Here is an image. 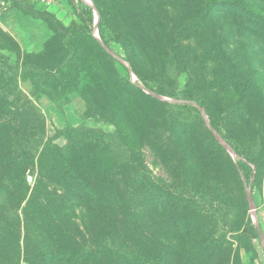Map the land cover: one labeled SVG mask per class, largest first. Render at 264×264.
Segmentation results:
<instances>
[{"label":"rangeland","instance_id":"rangeland-1","mask_svg":"<svg viewBox=\"0 0 264 264\" xmlns=\"http://www.w3.org/2000/svg\"><path fill=\"white\" fill-rule=\"evenodd\" d=\"M213 1L54 0L35 8L26 0H0V162L12 159L19 167L14 181L0 177V235L19 237L18 264L50 240L20 195L27 187L28 197L37 185L44 145L53 138L64 153L100 154L115 125L145 170L143 178L114 170L128 215L115 211L108 228L48 181L34 193L49 199L56 237L70 254H85V264H128L118 259L125 247L150 264H264V35L217 7L241 0ZM242 1H250L251 16L264 26V0ZM101 17L109 52L94 37ZM172 63L179 100L142 84L143 78L152 87L168 84ZM25 64L40 68L23 71ZM181 106L194 107L202 121L184 110L170 118ZM209 121L222 126L240 155L256 152L262 167L256 179L244 178L238 163L252 173L255 167L227 152ZM69 127L83 129L69 141L58 137ZM107 162L114 164L110 155ZM250 225L258 237H239Z\"/></svg>","mask_w":264,"mask_h":264},{"label":"trees","instance_id":"trees-1","mask_svg":"<svg viewBox=\"0 0 264 264\" xmlns=\"http://www.w3.org/2000/svg\"><path fill=\"white\" fill-rule=\"evenodd\" d=\"M213 3H216V0L213 1ZM249 5L250 1L245 2L241 0V2L220 3V5L218 4L217 7L221 11L228 10L235 12V17L239 15L240 21H247L251 27L253 26L254 28L258 29L259 34L264 35V26H261V20L251 16L248 10ZM98 25L100 30L99 38L103 44L108 47L109 40L106 39L104 34L105 26L102 17L100 18ZM58 31L61 35H63L64 31L62 29H58ZM112 61L117 62L115 59H112ZM125 61L129 62L130 58ZM32 68L36 70V68L40 67L37 64L35 67L31 64H25V67L22 69L23 71H27L28 69ZM60 69L61 66L58 64V66H56V70L60 71ZM126 77L128 78L129 75L127 74ZM168 78V84L160 82L157 83L155 87H152L144 78L142 79V84L146 89L156 95L171 100H179V77L173 63L169 67ZM185 101L190 100L185 97ZM196 105L200 108H203V104L200 100L196 102ZM176 110L192 112L200 122L202 121L199 112L192 106L175 107L174 111L171 110L169 112L170 118L175 117L176 113L174 112ZM209 125L211 129L216 132L218 136H220L221 139L233 150L234 153L239 155L247 164H251L255 167V172L252 173V170L246 164L239 162L238 166L244 172V178L246 180L250 179L251 177L256 179L260 175L262 168L254 159L256 152L246 151L240 155L237 147L229 142L227 136L222 133L221 125L213 121H209ZM82 129L83 128L81 127H69L65 131L58 132L60 135L58 137H65L66 141H69L73 137L72 134L82 131ZM225 129L228 131V128H225L224 126V130ZM111 137L112 139H108L106 141V145L101 149L100 154H95V152L88 153L80 150H73L68 154L64 153L63 151L66 150L65 147L61 148L53 144V138L44 145L43 151L37 158V185L34 186L32 193L28 197L27 187L26 190L22 189L20 191V195L22 201H25L24 206L27 210L28 217L30 218V215H33L35 220L42 221L43 227L38 226V228H42L41 232L44 233V236H50V240L47 244L43 246L41 245L42 250H36L32 253H29V256H26L27 258L29 257V259L25 260V264H85L86 262L85 254L79 253L75 250L73 254H70L67 248L59 243V238L56 237L59 229L56 225L51 223L49 217L50 213L53 215V211L50 212L52 207L50 205L49 199L46 198L44 200H40V198H36L34 194L36 192L38 183H40L42 180L48 181L49 183L60 187L64 192H67L68 199L74 203H77L78 206L83 207L84 211L87 210L89 214L95 217H103L108 228H110L109 216L111 214L113 215L115 211H117L120 215H128V202L123 198V196L126 195V192L121 188L120 184L114 178V170L117 171L123 168L126 172L129 171L133 175L137 176V178H143L145 175V170L139 169L140 166L138 165L139 162L138 159H136V156L126 151L124 133L118 125H115V132L111 135ZM214 146L217 147L218 150L223 151L222 146L218 142L214 141ZM108 155H110V159L114 160V164H108ZM4 160L5 161L1 160L0 162V177L6 176L7 179L14 181V178L17 175L15 168L19 169L17 166L18 162L12 159L8 161H6V159ZM94 172H98L100 175H102V182H96V176ZM19 186L25 188V180L24 186L23 184H20ZM196 193L199 195L201 200L205 199L204 189H201V192ZM211 200H213L215 204H221L218 196L212 198ZM228 211H232V209L228 208ZM54 215L59 221V216L57 214ZM8 231L10 230L8 229ZM4 234V237H7L5 240H3L2 235H0V264H18L17 257L21 253L19 237L12 232ZM238 236L258 237V234L254 225H250L244 228L238 234ZM119 253L120 257H118V259H121L124 263L150 264L147 258L137 255L125 247L123 248V251ZM13 258H16V263H13Z\"/></svg>","mask_w":264,"mask_h":264},{"label":"water","instance_id":"water-1","mask_svg":"<svg viewBox=\"0 0 264 264\" xmlns=\"http://www.w3.org/2000/svg\"><path fill=\"white\" fill-rule=\"evenodd\" d=\"M94 37L97 39V40H99V37L97 36V34H95L94 35ZM100 41V40H99ZM100 44H101V46L105 49V50H107V48L103 45V43L100 41ZM108 51V50H107ZM109 52V51H108ZM196 108H197V110L201 113L202 112V109L200 108V107H198V106H196ZM204 122H206L205 121V119H204ZM208 127H209V129L213 132V134H214V136H215V138L218 140V142L224 147V149L227 151V152H229V153H231V154H234V152H233V150L211 129V127L209 126V125H207ZM248 198H249V200H250V197L248 196ZM254 223H255V226L258 228V223H257V221H256V219L254 220Z\"/></svg>","mask_w":264,"mask_h":264},{"label":"built area","instance_id":"built-area-1","mask_svg":"<svg viewBox=\"0 0 264 264\" xmlns=\"http://www.w3.org/2000/svg\"><path fill=\"white\" fill-rule=\"evenodd\" d=\"M29 5L35 8H46L53 4L54 0H26Z\"/></svg>","mask_w":264,"mask_h":264}]
</instances>
